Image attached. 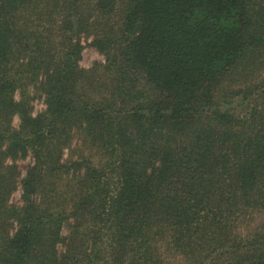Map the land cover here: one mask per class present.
<instances>
[{"label":"trees","instance_id":"16d2710c","mask_svg":"<svg viewBox=\"0 0 264 264\" xmlns=\"http://www.w3.org/2000/svg\"><path fill=\"white\" fill-rule=\"evenodd\" d=\"M263 56L264 0H0V264H264Z\"/></svg>","mask_w":264,"mask_h":264},{"label":"rangeland","instance_id":"374dc122","mask_svg":"<svg viewBox=\"0 0 264 264\" xmlns=\"http://www.w3.org/2000/svg\"><path fill=\"white\" fill-rule=\"evenodd\" d=\"M82 44L84 46L83 53H82V59L80 61V66L83 69H91L93 66L98 63H105L106 62V56L101 53V51L93 44V37L91 38H86L83 36L82 38ZM255 71L254 73L250 72L249 76L245 78L243 81L244 83L241 82V86L243 89V92H248L247 98H244V93L240 95L239 98L237 99H232L234 103L228 105V108H235L237 112L240 113H251L252 109L256 106L257 102L254 100L257 99V96L260 95L259 98V105L260 108H262L264 112V94L262 92L264 91V56L257 60ZM20 98V94H17V99ZM31 106L33 107V115L37 116L41 114L42 112L46 111L47 109V103L45 102V97H40L39 95L34 96L33 100L31 101ZM226 107V105L224 104ZM21 123V119L19 116H16L14 119V127L19 128ZM78 136L73 140V150L78 151L77 148L81 145V142L79 139H77ZM71 155V150L65 149V154L64 158L65 161L70 158ZM9 164H16L18 166L19 170V178H18V187L14 191V193L11 196V204L22 207L24 205L23 201V187H22V180L27 174V170L31 165H34L35 163V157L33 156L32 153H29L27 157L23 158L20 157L17 160H9ZM263 218H260L262 217ZM260 218V219H259ZM259 219V220H258ZM258 223H262L264 220V214L260 215L258 217ZM70 232V227L65 225L64 227V234L68 235ZM64 248L62 245L60 246V250H63Z\"/></svg>","mask_w":264,"mask_h":264}]
</instances>
